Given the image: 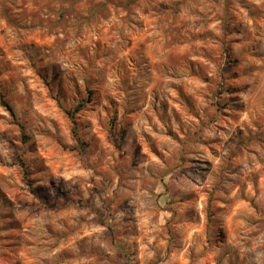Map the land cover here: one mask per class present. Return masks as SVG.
<instances>
[{"label":"rangeland","instance_id":"374dc122","mask_svg":"<svg viewBox=\"0 0 264 264\" xmlns=\"http://www.w3.org/2000/svg\"><path fill=\"white\" fill-rule=\"evenodd\" d=\"M0 95V264H264V0H0Z\"/></svg>","mask_w":264,"mask_h":264},{"label":"trees","instance_id":"16d2710c","mask_svg":"<svg viewBox=\"0 0 264 264\" xmlns=\"http://www.w3.org/2000/svg\"><path fill=\"white\" fill-rule=\"evenodd\" d=\"M0 104L1 105H3V106H6V104H5V102L2 100V96L0 95ZM81 107H83V104H81L80 102L76 105V106H74L72 109H70V110H66V114H67V116L70 118V119H73V116H74V114L76 113V112H78L79 111V108L81 109ZM74 123V122H73ZM72 135H73V137H74V139L77 141L78 140V138H77V128H76V126H75V123L73 124V126H72ZM109 134H110V138H112V140L114 141V142H116V138H115V136H114V132L112 131V130H109ZM73 149H77V148H73Z\"/></svg>","mask_w":264,"mask_h":264}]
</instances>
